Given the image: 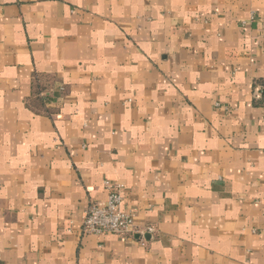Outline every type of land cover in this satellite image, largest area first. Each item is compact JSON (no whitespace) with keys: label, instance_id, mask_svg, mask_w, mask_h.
<instances>
[{"label":"crops","instance_id":"crops-1","mask_svg":"<svg viewBox=\"0 0 264 264\" xmlns=\"http://www.w3.org/2000/svg\"><path fill=\"white\" fill-rule=\"evenodd\" d=\"M0 264H264V0H0Z\"/></svg>","mask_w":264,"mask_h":264},{"label":"built area","instance_id":"built-area-1","mask_svg":"<svg viewBox=\"0 0 264 264\" xmlns=\"http://www.w3.org/2000/svg\"><path fill=\"white\" fill-rule=\"evenodd\" d=\"M107 191L106 203L103 207L90 204L85 210L81 220L83 235L101 237L114 235L122 239L132 234H143L135 230L134 215L122 210V185L120 183L104 182ZM146 232H152L147 228Z\"/></svg>","mask_w":264,"mask_h":264}]
</instances>
